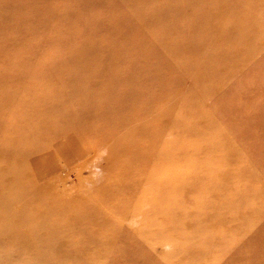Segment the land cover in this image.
Segmentation results:
<instances>
[{"label":"bare ground","instance_id":"1","mask_svg":"<svg viewBox=\"0 0 264 264\" xmlns=\"http://www.w3.org/2000/svg\"><path fill=\"white\" fill-rule=\"evenodd\" d=\"M162 1L88 0L85 3L98 11L112 12L104 21L89 19L87 27L99 29L100 37L115 30L109 36L120 41L102 46L93 41V34L83 35L89 31L82 30L88 59L78 62L79 69L75 73L55 74L53 80L67 82V88L58 89L53 82L51 95L41 99L43 114H30V119L40 123L37 128L48 134L39 138L36 135L32 143L34 129L30 128L32 123L27 122L30 129L21 135L29 139L28 143L19 141L18 145L13 139L9 148H0V244L5 249L0 255V264H12V260H20L22 264H98L95 260L103 253L117 249L116 240H120L121 234L112 230L115 219L111 214L98 211L100 206L111 202L107 200L112 188L102 179L98 183L101 178L98 174H93L89 180L83 179L78 189L67 186L61 190L56 185L57 177H47L46 173L52 168L37 173L44 163L57 155L71 162L74 158L72 147L90 135L99 137L101 133L99 130L72 133L71 129L75 127L98 125L101 130L112 127L115 131L125 132L129 140L132 137V140L150 143L155 139V127H150V122L156 121L159 115L168 116L173 108L179 109L183 110L182 119L172 121L162 116L160 122L164 120L183 126L187 115L196 116V125L187 130L201 138L200 154L204 153L206 157L218 154L227 163L233 160L228 143L216 141V135H202L212 119L207 120L204 113L197 114L193 106L199 104L196 96L219 94L205 82L223 80L226 73L231 77L242 67L240 63L248 61V50L261 46L257 45L256 36L259 30L264 32V0ZM213 5L218 8L214 9ZM248 5L250 11L242 12L241 8ZM197 8L199 12L195 13L193 9ZM77 13V10L71 13L73 19L78 17ZM258 17L259 25L254 22ZM180 18L185 21L181 22ZM122 28L131 32L124 34ZM238 37L244 41L236 43ZM75 57V54L69 57L71 62L76 60ZM231 57L239 58L238 68L227 65ZM181 74L190 75L191 82L197 80L201 86L192 90L189 86L170 83V79ZM105 76L108 78L104 81L102 77ZM127 84L129 88L124 87ZM135 84L140 86L133 89ZM107 87L110 88L108 92L104 91ZM187 93L193 98L184 99ZM58 96L65 98V102H55ZM49 97L53 99L50 101ZM140 103L144 109L136 108ZM164 103L168 108H162ZM101 104L104 105L99 107ZM61 107L66 108V115L54 116L53 111ZM48 138L57 141L55 153L53 150L42 152L41 146ZM211 138L214 143L210 142ZM114 139L106 137L110 142H116ZM145 151L151 155H143L134 143L127 141L113 148L111 156L132 153L129 164L136 168L141 159L149 160L157 153L154 148ZM98 157L85 163L93 164ZM203 168L188 172L181 190L184 189L187 195V192H205V195L195 199L191 209L178 207L171 211L168 219L174 225L168 237H183L190 243L199 238L209 241L219 232L226 239L234 236L252 242L250 232L256 231L257 222L264 221V204L260 203L263 197L240 172L228 170L220 176L214 169L211 176L203 177ZM129 177L124 182L133 183V177ZM166 187L169 188L167 184ZM101 190L109 195L93 199V195ZM218 197L222 199L218 200ZM245 228H249L248 234L244 233ZM105 230L109 233H103ZM136 244V237L126 238L125 245L118 248V257L123 255L119 264H126L123 262L128 261L127 255L135 254V251L129 252V247ZM193 251L199 256L205 255L203 249Z\"/></svg>","mask_w":264,"mask_h":264},{"label":"rangeland","instance_id":"2","mask_svg":"<svg viewBox=\"0 0 264 264\" xmlns=\"http://www.w3.org/2000/svg\"><path fill=\"white\" fill-rule=\"evenodd\" d=\"M87 2L88 0H0V148H9L13 139L18 145L19 141L28 143L29 139L21 134L30 128L34 129L32 143L36 135L39 138L48 134L47 131L37 128L40 123L30 119V114H43L40 109L41 99L51 95L53 82L58 89L67 88V82L53 80L55 74L62 76L75 73L79 69L78 62L88 59L82 30H88L89 32L82 34H93V41L102 46H111L120 41L109 36V33H114L115 30L107 33L108 36L100 37L99 29L95 26L87 27L89 19L104 21L112 14L108 10L93 9L85 4ZM213 8L217 9L218 6L213 5ZM250 8L248 5L241 10L249 12ZM76 10L78 17L73 19L71 13ZM193 10L195 13L199 12L198 8ZM180 21L184 22L185 18H180ZM210 21L215 22L214 19ZM258 21L254 22L259 25L260 18ZM261 30L256 36V43L261 46L253 51L248 50L246 64L240 63L238 57H231L227 64L229 67H237L238 62L242 67H237L231 77L230 73H226L223 80L205 82L210 83L212 91L219 94L196 96L199 104L193 106L197 114L204 113L207 120L212 119L211 125L203 130L202 135H216V141L228 143L227 147L233 155L230 163L218 156L219 152L207 157L204 153L200 154L198 148L201 138L187 130L196 125V116L187 115L183 126H180L169 121L160 122L159 118L164 115H159L156 121L153 120L149 124L150 127H155V139L150 143L132 140V137L129 140L125 132L115 131L112 127L106 130H101L98 125L75 127L71 129L72 133L87 130H99L101 133L99 137L90 135L85 141L79 142L78 146L72 147L74 158L71 162L61 157L62 155H57L37 171L40 174L41 171L52 168L46 173L47 177H57L56 185L61 190L67 186L78 189L81 181L89 180L93 174L101 177L98 183L102 179L112 188L110 199L107 200L111 202L105 201L107 204L100 206L98 211L111 214V218L115 219L112 230L120 233L121 237L119 241L116 240L118 245L114 252L109 250L95 260L98 264H119L123 255L118 257V248L124 246L126 238L131 235L137 238V244L129 247V252L135 251V254L127 255L128 261L123 262L126 264H264V221L257 222L254 229L256 231L250 232L253 235L252 242H244L234 236L226 239L227 237L219 232L209 241L199 238L190 243L183 237H168L174 225L168 219L171 211L178 207L191 209L194 200L205 195V192H187V195L184 189L181 190L187 181L185 175L190 171L205 167L201 170L203 177L211 176L214 169L220 176L228 170L240 172L252 187H255L256 193L263 197L260 203L264 204V32ZM122 31L124 34L131 32L126 28H122ZM243 41L241 37L235 40L236 43ZM74 54L76 60L71 62L69 57ZM107 78L102 77L104 81ZM170 80V83L189 86L192 90L202 84L197 80L191 82V76L187 74L175 76ZM139 86L135 84L133 89ZM124 87L130 86L127 84ZM109 90V87L104 89L107 92ZM162 94L166 95V92ZM55 98V102H65L62 96ZM186 98L192 99L193 95L187 93L184 96V99ZM52 99L49 97L50 101ZM142 104H137L136 108L144 109ZM164 107L168 108L165 103L162 108ZM65 109L61 107L53 111L54 116H65ZM164 117L170 120L182 119L183 110L173 108L171 113ZM27 122H31L33 127L28 128ZM106 137L115 138L116 142H110ZM213 140L211 138L210 142L214 143ZM46 141L41 146L44 148L42 152L51 153L53 150L55 153L56 139L48 138ZM127 141L134 143L143 155H151L145 151L147 148H154L157 153L149 160L144 157L136 168L132 167L129 164L132 153L120 157L111 156L113 148ZM195 147L198 150H195ZM178 151L182 152V155L177 154ZM164 156L167 160L163 159ZM96 157L98 159L93 164L85 163L86 160ZM109 166L110 170L107 169ZM129 176L134 179L131 185L124 182ZM143 180L146 181L140 183ZM135 182H139V185L135 186ZM235 183L236 181L233 184ZM108 195L109 192L101 190L93 195V199L106 198ZM221 199L218 197V200ZM116 208L120 209V212L115 211ZM115 215L118 217L115 218ZM245 230L244 233H247L249 228ZM104 232L109 233L108 230ZM198 248L204 250V256H199L193 251ZM2 251L5 249L0 244V255H3ZM12 264H22V261L12 260Z\"/></svg>","mask_w":264,"mask_h":264}]
</instances>
